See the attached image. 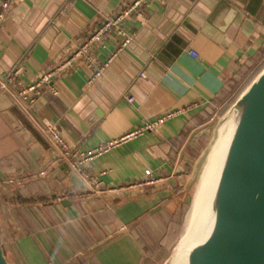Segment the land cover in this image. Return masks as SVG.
Masks as SVG:
<instances>
[{"label": "crops", "instance_id": "obj_1", "mask_svg": "<svg viewBox=\"0 0 264 264\" xmlns=\"http://www.w3.org/2000/svg\"><path fill=\"white\" fill-rule=\"evenodd\" d=\"M124 1H9L0 24V74L20 65V80L37 77ZM215 2L144 0L122 22L130 40L99 76L87 83L91 68L78 61L53 78L55 93L45 88L27 109L8 90L0 89L10 101L0 109L2 160L8 159V165L13 154L16 166L9 168L31 185L28 197L33 194L45 199L50 190L60 196L58 206L48 201L58 231L75 230L82 239H89L83 237L89 235L86 232L101 233L91 249L93 262H97L94 251L104 264H113L107 251L118 241L131 247L133 264L137 263L140 248L127 225L141 214L166 208L172 195L171 179L185 168L189 151L210 135L212 107L224 95L236 66L264 48V9L247 5L248 11L243 7L246 0H225L227 6L217 13L212 9ZM116 39L107 33L91 48L94 57L102 59ZM141 70L145 76L139 74ZM125 94L132 99L126 100ZM166 111L173 112L156 128L127 138L89 162L87 169L108 187L95 193L99 205L81 199L85 185L62 157L57 142L42 130L45 124H53L68 146L84 148L117 137ZM144 168L161 179L131 185ZM130 187L136 191L123 195ZM41 217L45 219L44 211L27 220L33 227L27 239L35 246V236L52 228L46 220L45 224L36 222H42ZM78 220L86 225L76 226ZM62 237L53 233L52 244Z\"/></svg>", "mask_w": 264, "mask_h": 264}, {"label": "water", "instance_id": "obj_2", "mask_svg": "<svg viewBox=\"0 0 264 264\" xmlns=\"http://www.w3.org/2000/svg\"><path fill=\"white\" fill-rule=\"evenodd\" d=\"M215 1L217 13L227 6ZM245 4L248 11L249 5L264 9V0ZM8 105L1 93L0 109ZM216 139L208 225L182 250L179 264H264V66L211 127L197 162ZM173 249L164 264L171 263ZM0 264H10L1 245Z\"/></svg>", "mask_w": 264, "mask_h": 264}, {"label": "rangeland", "instance_id": "obj_3", "mask_svg": "<svg viewBox=\"0 0 264 264\" xmlns=\"http://www.w3.org/2000/svg\"><path fill=\"white\" fill-rule=\"evenodd\" d=\"M262 62L263 60L260 59L257 63L250 62L243 68H240V73H237L233 77L234 79L228 84L224 95L221 98H218L216 104L212 107L214 108V113L209 121V130H211L214 123L221 117L223 112L244 89L249 81L260 71H257V69ZM208 138L209 135L204 136L202 141L199 142L196 147L198 151L197 154H194L193 152L190 153L189 151L187 168H184L178 173V175L171 179V185H173L172 195L166 208L158 213L152 212V214H141L127 225L140 248L139 264H164V260L169 256L172 249L175 247L178 249L179 243L181 249L184 237L183 234L185 233L188 219L191 213L195 211L194 201L191 204L192 198L194 197L193 195L200 182L205 164V158L200 159L198 162L197 158L205 147ZM5 161H8V159ZM3 164H5L4 161L0 160V166H3ZM4 166L11 168L16 166L13 154L10 156L8 165L5 164ZM1 179H3V183L0 182V245L5 255L7 254L6 256L11 259L12 264H76L77 261L90 259L91 251L94 249L92 246L96 244L95 238L99 237L101 233L98 231L86 232L85 235H89L83 237H88L89 239H82V237L76 235L75 230L58 231L60 226H53L52 221L58 222V220L57 217L53 218L50 215L52 214V207L48 206V204H50L48 201L53 202L58 206V202L56 201L60 196L57 193L55 194V191L53 193L52 190L48 193V198L35 200L36 203L33 204L35 206H41V209L45 214V219L41 217L42 222H36L45 224L46 220L52 225V228H50V231H47L40 236H35V234H33L36 237L37 246H35L32 239H27V234H32L33 228L30 227L27 220L28 218L33 220L39 215L37 217L35 216L37 207H30V209H27L23 207V204H20L22 201V192L18 188L26 181L25 179L20 178L18 173L17 176L13 172L12 174L8 173L6 175L5 169L3 170V168L0 170V181ZM81 191V199L87 201L91 200L95 205L100 204L98 202L99 198L94 197L95 193L91 192L88 186L82 187ZM123 191H125L123 195H131L136 191V188H125ZM176 195L184 197L181 204L176 203ZM41 203L44 204L41 205ZM87 204L89 205V203ZM24 209L29 210V212H26ZM91 209H94V207L92 206L89 210ZM55 212L56 211H54L53 214ZM89 213L90 211L88 214ZM83 217L85 220L87 219L86 213H83ZM82 223L86 225V221L80 220L75 221L74 224L80 226ZM109 223L111 222L109 221ZM49 224L48 226L50 227ZM57 232L61 233L63 237L59 238L56 244H52V241H54L52 240L53 233ZM121 238L122 237H118L119 240H121ZM114 242L115 243L112 245H109L107 251V253L111 252V256L115 260L113 264H133L134 257L132 258L133 253L131 252V247L128 246L126 242ZM39 247L40 249L42 248V251L39 250V252H37L36 248ZM49 249H51V255L48 254ZM104 249H107V247L102 248V250ZM89 250L90 252L87 253L86 251ZM57 251L59 253H57ZM132 251L134 252L135 249H132ZM44 252L46 255L43 256ZM62 253L64 255H62ZM93 253L95 254L94 258L97 260L98 264H104V260L98 256L96 252L93 251ZM91 260L93 261L92 256L90 261Z\"/></svg>", "mask_w": 264, "mask_h": 264}, {"label": "built area", "instance_id": "obj_4", "mask_svg": "<svg viewBox=\"0 0 264 264\" xmlns=\"http://www.w3.org/2000/svg\"><path fill=\"white\" fill-rule=\"evenodd\" d=\"M9 1L11 0H0V24L4 19ZM143 2L144 0H126L122 2L112 14L101 19L96 27L88 32L83 39L66 49L64 54L55 60L49 68L33 79L20 80L18 75L21 71V66L14 65L11 70L4 75L0 74V88L8 90L13 98L27 109L45 88L50 93H55L56 87L52 82L53 78L64 73L70 66L76 64L78 61L91 68L90 73L86 76V82L90 83L101 74L104 67L108 65L115 54L130 40L131 36L123 28L122 22L128 15L136 11ZM107 33H112L116 36V44L102 59H96L91 48L95 44L101 43L103 37ZM191 54H194V52L192 51ZM139 74L145 76L143 70H141ZM125 98L130 101L132 96L130 94H125ZM172 112L173 111H166L155 119L144 121L143 124L135 126L117 137H111L93 146L84 148L68 146L53 124H45V126H42V130L46 133L48 138L57 142L62 157L67 162L71 163L79 183L88 186L91 192L97 193L107 190L108 187L102 180L87 169L89 162L111 147L119 145L127 138L139 134L143 130L156 128L157 125ZM160 179L159 176L153 175L149 169L144 168L142 174L137 176L131 185L154 183Z\"/></svg>", "mask_w": 264, "mask_h": 264}, {"label": "bare ground", "instance_id": "obj_5", "mask_svg": "<svg viewBox=\"0 0 264 264\" xmlns=\"http://www.w3.org/2000/svg\"><path fill=\"white\" fill-rule=\"evenodd\" d=\"M218 151L219 141L218 139H216L210 145V149L208 150V153L205 156V164L200 178V182L197 185V189L195 190V193L193 195L194 197L192 198L191 202L192 204L194 201L195 211L191 213L188 219L185 233L183 234L184 237L182 247L180 249L179 243L178 249L176 247L174 248L171 256V263L169 264H179L182 250H184V248L191 242L200 238L206 231L210 212L209 198L213 183L215 162L217 159L216 156L218 155Z\"/></svg>", "mask_w": 264, "mask_h": 264}, {"label": "trees", "instance_id": "obj_6", "mask_svg": "<svg viewBox=\"0 0 264 264\" xmlns=\"http://www.w3.org/2000/svg\"><path fill=\"white\" fill-rule=\"evenodd\" d=\"M260 59H262L263 60V62H262V64L260 65V67H258V69H257V71H259L260 69H261V67L264 65V48H262V49H259L258 50V52L256 53V54H254L249 60H247V62H243V63H241V64H238L237 66H236V72L234 73L235 75L237 74V73H240V68H243L246 64H248V63H254V62H258ZM233 79L234 78H231V82L233 81ZM1 89V88H0ZM203 138H204V136H203ZM202 138V139H203ZM192 150V152L194 153V154H197V149L196 148H192L191 149ZM191 152V153H192ZM0 154H1V152H0ZM193 154V155H194ZM195 156V155H194ZM0 160H2V158H1V156H0ZM4 161V163L6 162L5 160H3ZM3 168V170L5 169V174L7 175L8 173L10 174H12V170H9V169H11V168H9L8 166H0V170ZM185 168H187V163L185 164ZM4 179V178H3ZM3 179H1V181L0 182H2L3 183ZM29 186H31L30 184H28V183H23V184H21V187H19L18 189L19 190H21L22 191V201H21V203L20 204H23V205H21V206H23V207H25V208H27V209H30V207H33V208H36L37 207V209H36V213H35V215H41L42 216V209H41V206H39V205H33L34 203H36L35 202V200H40V199H38V198H36L35 196H33V194L31 195V196H27V191L29 190ZM175 197H177L176 198V203L177 204H181L182 203V200H183V198L184 197H182L181 195H176ZM189 199H190V197H189ZM44 203H41V205H43ZM26 212H29V210H26V209H24ZM30 218H28V220H29ZM25 220H27V219H25ZM5 254V253H4ZM7 255V254H6ZM5 255V256H6ZM91 256L92 255H90V259H91ZM6 258H7V260L10 262V264H12V261H11V259H9L8 258V256H6ZM13 259V258H12ZM90 259L88 260V259H86V260H80V261H77V263L76 264H98L97 262H93L92 260L90 261ZM139 259H140V257H139ZM139 259H138V261H137V263L136 264H139ZM76 260V259H75Z\"/></svg>", "mask_w": 264, "mask_h": 264}]
</instances>
